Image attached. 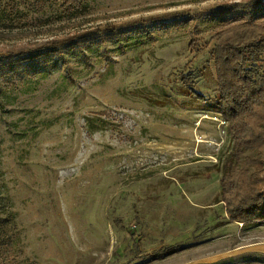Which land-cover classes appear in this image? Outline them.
<instances>
[{
    "label": "rangeland",
    "instance_id": "374dc122",
    "mask_svg": "<svg viewBox=\"0 0 264 264\" xmlns=\"http://www.w3.org/2000/svg\"><path fill=\"white\" fill-rule=\"evenodd\" d=\"M236 1L86 0L0 28V56L31 57L0 74L4 264H264V223L219 200L233 141L212 49ZM37 54L51 60L34 73Z\"/></svg>",
    "mask_w": 264,
    "mask_h": 264
},
{
    "label": "trees",
    "instance_id": "16d2710c",
    "mask_svg": "<svg viewBox=\"0 0 264 264\" xmlns=\"http://www.w3.org/2000/svg\"><path fill=\"white\" fill-rule=\"evenodd\" d=\"M50 6L72 16L85 12L86 0H0V28ZM224 8L236 18L216 33L212 53L218 86L216 107L227 122V133L233 143L221 163L219 200L225 203L230 220L242 224L264 223V172L261 173L264 69L260 70L264 62V0H238ZM35 57L34 73L47 67L51 60L44 54ZM23 58L0 56V74L23 78L30 69L19 71V67L28 66L25 64L30 63L23 62L31 57ZM181 81L189 95L204 100L193 87L192 73L182 74ZM246 150L255 151L256 156H243ZM6 225L7 219L0 215V264H4L13 242L6 233ZM174 249L171 245L160 247L154 250L153 258L170 254Z\"/></svg>",
    "mask_w": 264,
    "mask_h": 264
}]
</instances>
